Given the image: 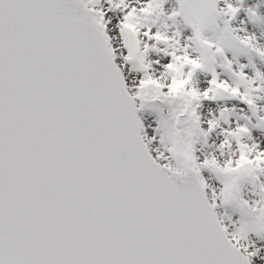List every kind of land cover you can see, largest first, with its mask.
Masks as SVG:
<instances>
[{"label": "snow or ice", "instance_id": "obj_1", "mask_svg": "<svg viewBox=\"0 0 264 264\" xmlns=\"http://www.w3.org/2000/svg\"><path fill=\"white\" fill-rule=\"evenodd\" d=\"M165 3L0 0V264H264V140L247 142L264 131V45L232 25L264 14ZM161 16L190 43L154 29ZM199 72L210 79L197 87ZM219 101L248 115L205 124L198 109ZM150 105L167 112L146 126ZM217 128L227 159L196 146Z\"/></svg>", "mask_w": 264, "mask_h": 264}, {"label": "rangeland", "instance_id": "obj_2", "mask_svg": "<svg viewBox=\"0 0 264 264\" xmlns=\"http://www.w3.org/2000/svg\"><path fill=\"white\" fill-rule=\"evenodd\" d=\"M233 2H235V0H233ZM256 5H259V12L261 14H264V0H243V8L245 9L249 7H255ZM223 6H224L223 0H221V7ZM175 7H176V0H166V3L164 5L166 12H170ZM222 19H226V17H222ZM232 25L233 27L237 29L247 28L248 33H255L259 43L261 45H264V25H253L249 23L248 17L244 14L243 11L232 21ZM221 26H223L222 23H221ZM177 27H179V30L183 33V36L181 37V42L190 43V41H187L186 39L187 36L190 34V29H186L182 22H180L178 26L174 25L173 27L169 28L168 33L169 34L173 33L174 31L177 30ZM248 33L241 31L239 34L241 36H244V35H247ZM209 35H214V34L209 33ZM194 54H198V53H194ZM163 55H164L163 52L153 53L150 59H152L153 62L155 63V60L159 59L160 57H163ZM229 55L231 56V54ZM239 60L241 63H245V64L248 63V60L243 56L239 57ZM253 61L257 65V67H259L261 70H264V63H262L259 60V58L253 57ZM128 71L130 72V75H132L134 79L138 78L140 75V73L136 72L135 69H128ZM217 71L220 72L221 70L218 68ZM246 71H249L251 73V67H249V69H247ZM221 75L223 79H228L230 82H232L230 73L222 72ZM208 79H210V76L207 73L201 72V73L196 74L193 83L195 84V86L200 87L202 84H206ZM259 103L264 105V100L259 101ZM158 108H159L158 105H150V106H147L143 110L141 115L144 119L146 126H151L154 123V121L157 119ZM224 108H228L229 111L231 112V115L229 117V124H232V125H235V123L237 122H243L241 120V117L248 115L247 110L246 109L242 110L241 107L236 102L219 101V102H213V103H205L201 105L199 109L201 120L206 124L207 120H210L215 116H218L221 109H224ZM221 127L226 128L228 127V125H222ZM222 138H223V133L221 131V128H217L214 135L210 134L206 138V142H203L197 147L199 149V154L203 156H216L218 159H227L230 154L229 151L227 149L221 150L219 148V143L222 140ZM259 140H264V132L261 131L257 133L256 130H253V138L251 140H248L247 142L249 144H252V143L259 142ZM156 147H158L160 151L163 150L162 147L158 145ZM232 151L235 152V148H233ZM208 183L211 186H216L217 181L213 175L208 176ZM242 194L246 199H249V200L258 199L256 195H254V193L251 191L250 188L249 189L245 188L242 191ZM219 212L222 215L225 213H227L228 215H232V210L230 208L228 209L221 208L219 209ZM235 218L236 217L233 215V219ZM227 222H228L227 218L225 217V223Z\"/></svg>", "mask_w": 264, "mask_h": 264}, {"label": "trees", "instance_id": "obj_3", "mask_svg": "<svg viewBox=\"0 0 264 264\" xmlns=\"http://www.w3.org/2000/svg\"><path fill=\"white\" fill-rule=\"evenodd\" d=\"M153 19H155V24L153 25V27H158V28H160V26L162 27L163 21L160 18L156 19L155 17H153ZM161 106L167 109L166 105H161ZM256 189L259 192V188L256 187Z\"/></svg>", "mask_w": 264, "mask_h": 264}]
</instances>
